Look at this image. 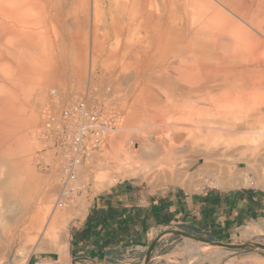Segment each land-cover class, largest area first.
I'll list each match as a JSON object with an SVG mask.
<instances>
[{"label":"rangeland","instance_id":"obj_1","mask_svg":"<svg viewBox=\"0 0 264 264\" xmlns=\"http://www.w3.org/2000/svg\"><path fill=\"white\" fill-rule=\"evenodd\" d=\"M0 28V264H96L71 256L70 238L92 200L120 185L264 197V0H0ZM200 66L217 67L229 87L212 103L197 100L209 91ZM89 80L108 92L120 123L81 167L80 191L57 208L43 110L51 88L66 99ZM181 134L196 147H181ZM209 159L224 163L229 182L203 172ZM186 233L157 230L149 264H263V249ZM196 236L264 245L258 234ZM136 258L119 264H144L147 250Z\"/></svg>","mask_w":264,"mask_h":264},{"label":"crops","instance_id":"obj_2","mask_svg":"<svg viewBox=\"0 0 264 264\" xmlns=\"http://www.w3.org/2000/svg\"><path fill=\"white\" fill-rule=\"evenodd\" d=\"M199 73L200 87H209L208 94L203 93L197 99L199 102L212 103L229 88L218 78L217 67L206 70V66H200ZM209 130L214 132L212 128ZM196 131L194 127L188 128L189 136L196 137ZM177 141L183 143L181 147H196L194 140L186 144L182 134L177 136ZM208 163L218 170L227 169L224 163L209 159L201 169L219 182H229L227 178H220L219 171L209 173ZM182 177V173L178 174L171 181L177 182ZM170 227L191 235L207 233L221 240L234 235L264 236V197L253 191H210L199 195L187 191L148 192L137 190L133 183L120 185L92 200L71 235L70 255L96 264H119L132 254L138 259L136 255L144 250L148 256L149 245L155 243L151 241L155 232ZM258 257L264 264V257Z\"/></svg>","mask_w":264,"mask_h":264},{"label":"built area","instance_id":"obj_3","mask_svg":"<svg viewBox=\"0 0 264 264\" xmlns=\"http://www.w3.org/2000/svg\"><path fill=\"white\" fill-rule=\"evenodd\" d=\"M109 101L108 92L100 90L92 80L66 99L57 87L49 91L39 136L43 147L51 151L52 165L60 175L57 208L67 206L77 195L81 167L119 127L120 114Z\"/></svg>","mask_w":264,"mask_h":264},{"label":"water","instance_id":"obj_4","mask_svg":"<svg viewBox=\"0 0 264 264\" xmlns=\"http://www.w3.org/2000/svg\"><path fill=\"white\" fill-rule=\"evenodd\" d=\"M186 235L191 237V238H193V239H196L198 241H202V242H205V243H210L212 245L218 244V245L226 247L228 249L260 248V249L264 250V245L261 244V243H246V244H228V243H223V242L217 243V242L211 241V240L206 239V238H202V237H199V236H196V235H191L189 233H186ZM153 247L154 246H152L151 249L149 250L147 259H146L144 264H149V260H150V258L152 256Z\"/></svg>","mask_w":264,"mask_h":264},{"label":"bare ground","instance_id":"obj_5","mask_svg":"<svg viewBox=\"0 0 264 264\" xmlns=\"http://www.w3.org/2000/svg\"><path fill=\"white\" fill-rule=\"evenodd\" d=\"M217 3V2H216ZM219 3V2H218ZM222 5V4H221ZM223 6V5H222ZM18 8V7H17ZM16 9V8H15ZM15 12V11H14ZM17 12H18V10H17ZM15 14V13H14ZM202 14V13H201ZM209 14V13H208ZM234 14V13H233ZM204 15H206V14H204ZM239 16H243L242 15V13H239L238 14ZM16 16V15H15ZM236 16V15H235ZM232 17V16H231ZM237 17V16H236ZM256 17V16H255ZM226 18V17H225ZM228 18V17H227ZM258 18V17H257ZM211 19H212V17H211ZM255 19V18H254ZM232 20V19H231ZM257 20V19H256ZM259 20V19H258ZM213 21V20H212ZM223 22H225V21H223ZM251 22H252V20H251ZM214 24H216L215 22H213ZM218 23V22H217ZM262 23V22H261ZM209 24H211V23H209ZM223 24H225L226 25V22L225 23H223ZM217 25V24H216ZM228 25V24H227ZM257 25V24H256ZM230 26V25H229ZM227 27V26H226ZM231 27V26H230ZM1 29V28H0ZM210 29H212L211 27H210ZM1 31V30H0ZM216 31H218V30H216ZM213 32H214V30H213ZM227 32V31H226ZM236 32V31H235ZM224 33V32H223ZM238 33V32H237ZM227 34V33H226ZM220 35H221V32H220ZM233 34H231V36H232ZM195 36V35H194ZM235 36V35H234ZM225 37V36H224ZM230 37V36H229ZM218 38H219V36H218ZM223 38V37H222ZM200 39H203V38H200ZM200 41V40H199ZM228 41V40H227ZM202 43V42H201ZM218 43V42H217ZM207 48H209V47H207ZM214 50V49H213ZM32 62V61H31ZM6 64V63H5ZM231 64V63H230ZM2 65V64H1ZM241 65V64H240ZM243 65V64H242ZM222 66V65H221ZM2 66H0V68H1ZM235 67V66H234ZM243 67V66H242ZM2 68H4V67H2ZM5 69V68H4ZM8 70V69H7ZM6 72V71H5ZM8 72V71H7ZM209 73V72H208ZM213 73V72H212ZM217 73V72H216ZM227 85V84H226ZM43 86V85H42ZM35 89V88H34ZM51 90V89H50ZM188 91V90H187ZM35 92V91H34ZM15 94V93H14ZM13 94V95H14ZM201 94H203V93H201ZM12 95V94H11ZM186 95H187V93H186ZM191 95V94H190ZM203 96V95H202ZM7 100V99H6ZM34 105V104H33ZM2 108V107H1ZM6 108V107H5ZM204 108H205V106H204ZM198 115V114H197ZM7 124V123H6ZM210 128V127H209ZM8 131V130H7ZM198 133V135H199V131L197 132ZM212 134V133H211ZM207 136V135H206ZM194 138V137H193ZM199 140V139H198ZM195 141V140H194ZM194 144V143H193ZM158 147V146H157ZM207 158V157H206ZM208 159V158H207ZM206 168H207V170H208V172L209 173H211V174H215V171H219L221 174L219 175L220 176V178H226V176H227V174H228V169H226V168H220V170H218V167H216L215 168V165H213V164H211V163H208L207 165H206ZM203 169V168H202ZM4 170V169H3ZM9 170V169H8ZM16 170V169H15ZM25 170V169H24ZM21 171V170H20ZM15 173V172H14ZM11 174V173H10ZM234 174V173H233ZM232 174V175H233ZM11 175H13V174H11ZM176 175V174H175ZM178 175V174H177ZM184 176V175H183ZM210 176V175H209ZM176 177V176H175ZM216 178V177H215ZM219 180V179H218ZM221 180V179H220ZM18 215V214H17ZM13 219V218H12ZM10 250V249H9ZM9 252V251H8ZM6 262V261H5ZM5 262H1V264H7V263H5Z\"/></svg>","mask_w":264,"mask_h":264}]
</instances>
